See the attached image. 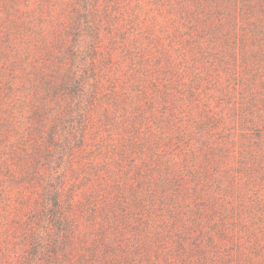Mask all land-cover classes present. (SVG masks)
I'll use <instances>...</instances> for the list:
<instances>
[{
  "label": "rangeland",
  "instance_id": "374dc122",
  "mask_svg": "<svg viewBox=\"0 0 264 264\" xmlns=\"http://www.w3.org/2000/svg\"><path fill=\"white\" fill-rule=\"evenodd\" d=\"M161 1L106 0L102 5L101 107L84 151L68 170V192H77L67 195L78 200L73 214L81 242L78 252H70V264H81L84 249H93L104 234L121 245L122 254L114 256L101 245L100 263L91 264L264 262V11L238 2L235 9L221 0L229 12L223 7L221 16L215 7L205 12L225 25L201 33L195 24L196 33L178 0ZM0 5V21H14L13 31L20 33L0 57V65L8 66H0V106L7 109L0 132V264H25L26 239L33 226L38 228L34 218H40L41 208L36 207L52 174L45 153H36L52 124L41 110L35 87L43 70H37L48 66L54 76L62 54L68 61L70 37L62 42L70 35L64 26L67 30L66 17L76 5L74 0H0ZM5 5L20 8H10L8 16ZM183 31L192 48L183 46ZM34 37L37 46L29 44ZM196 57L203 79L197 99L182 105V93L175 89L172 97L149 89L157 117L169 108L170 121L166 129L152 126L148 144L138 139L139 147L146 146L144 154L138 149L129 152L130 158L121 157L118 142L129 138L124 128L131 127L133 115L131 105L120 107L114 101L119 96L109 93L152 86L156 68L167 62L177 64L172 84H189ZM181 89L188 95L186 86ZM105 106L111 122L103 115ZM32 172L38 175L33 188L27 183ZM182 236L192 247L186 256L177 246Z\"/></svg>",
  "mask_w": 264,
  "mask_h": 264
},
{
  "label": "trees",
  "instance_id": "16d2710c",
  "mask_svg": "<svg viewBox=\"0 0 264 264\" xmlns=\"http://www.w3.org/2000/svg\"><path fill=\"white\" fill-rule=\"evenodd\" d=\"M74 1L76 7L66 17V21L68 22L67 30L64 26V31L70 36L68 38L66 37L67 40L64 39L62 42V44L69 42L70 37V44L67 47V50L69 49L68 61L65 59L68 55L62 54V57L58 61L60 68L54 76L51 74L48 75L46 71L48 66L42 69L40 67L37 70L38 74L40 70H43L42 78L43 83L45 82L43 84L41 78L40 86L35 87L37 91L40 90L38 95L39 98H42L40 102L41 110L51 117L50 123L52 122V124L48 129V134H46L47 140L44 147H37L39 150H36V153L38 155H41V151L45 153V159L50 166L52 174L45 180L43 194L41 195L42 199L38 200L36 207V209L41 208L39 209L41 213L40 218H34L35 222L38 220V228L36 229L33 226L30 235L26 239V245L29 251L25 259V264H62L63 260L64 263L67 262L70 264V252H78V248L81 247V242L77 240L76 220L73 214L78 200L72 196L77 191L71 190V192H68V170L75 162L77 155L84 151L88 141V134L93 130L97 117L99 116L97 113L101 106H99L98 93L102 86V82L98 78L101 74V63L98 55L100 49H102L99 23L101 21V8L106 0ZM158 1L162 3L161 0ZM237 2L238 5L240 3L241 7L247 6L264 11V0H229L230 7L232 6L236 9ZM178 3L184 11L183 15L186 14V18L189 19V27L196 33L198 31L194 27L195 24L201 25V33H205L207 30L210 32L216 31V28H221L225 25L222 19H219V23L211 21L209 19L211 15L205 12V8L215 7L218 11V16H221L223 14V3L221 0H178ZM229 5L223 7L225 12H229ZM184 6L186 7L185 10ZM1 7L0 5V9ZM3 7L4 10L6 7V14L8 16H11L13 13L12 10L17 12L20 8L19 5H16L14 8L6 5ZM202 9V15L201 13L199 15L198 12ZM180 14L183 18L181 10ZM67 22L64 23L66 24ZM13 23L14 21L11 20L7 24L0 21V57L6 54L7 48L10 46L13 47L12 36H18L20 34L16 30L13 31L16 27ZM259 23L254 24L255 29H258ZM20 28L19 32H21ZM183 32V46L188 45L192 48L185 31ZM38 35L40 37L43 36L41 31L38 32ZM248 37L250 35H246L243 38ZM29 44L37 46L39 44L37 37L31 39ZM108 56L109 61L112 58V54ZM234 56H236V52H234ZM184 57L186 59V52H184ZM7 67V64L1 66L2 69H7ZM177 70V64L172 65L171 62H167V67L162 66L156 68L155 72L157 75L156 79L152 78V86H139L138 88L140 89L135 87L128 89V92L121 91L123 97L118 89H113L109 93V96L113 97V99L114 96H119L120 101L116 99L114 101L115 103H119L120 107L131 105L129 107V114L133 115V120L130 122L131 127L124 128L126 132L130 131L129 138L127 140L119 139L120 143L118 142L121 157L130 158L132 157L130 153L136 152L138 149H141L140 153L144 154L146 146L141 143L139 147L138 139L141 137L142 142L146 141L145 144H148L149 135H147V132L150 133L152 126L156 125L159 129H166V123L170 121L167 116L169 113L168 110L170 111L169 108H164L163 116L157 117L155 113L156 109H154V98H149L148 95L149 89L164 94L166 97H168V91L172 97L175 89L179 94L182 93L178 97L182 105L188 98L191 99V103L197 99V92L202 87L203 80L201 78V64L198 63L197 57L194 59L192 69L190 67L188 70L190 71L189 75L192 77L191 83L186 85L181 83L182 85L180 84V87L172 84V76L177 75L175 73ZM160 72H162V77L161 75L159 76ZM50 78H52V81H50ZM183 86L188 88V95L184 93V89H181ZM45 96L47 99L43 101V97ZM23 105L24 102L22 103ZM5 111L7 109L4 106H0V132L1 130H5L6 126L5 118L7 116L3 115ZM103 115L107 122H111V112L108 106L104 107ZM119 123L123 124L120 120L118 121ZM128 148H130V151L127 150ZM260 169L263 176L264 158L262 159ZM37 176L35 172L30 173L31 179L27 183L30 184L31 188L36 187L38 183ZM31 188L28 186L24 188L27 194L32 192ZM67 194H71L72 196H68ZM178 240V250L181 252V255L183 252L186 256L188 248L192 247L186 243L184 236ZM101 245L114 256L119 257L122 254L121 245H116L112 239H109L104 234L102 237H98L93 249L92 247L91 249H84V255H82L80 263L91 264L94 261L100 263L101 260L99 259L103 252ZM185 259L186 262L187 258ZM198 264L201 263L199 262ZM248 264H264V262L251 259Z\"/></svg>",
  "mask_w": 264,
  "mask_h": 264
}]
</instances>
